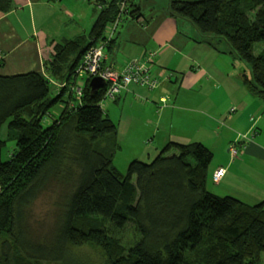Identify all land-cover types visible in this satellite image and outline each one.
Returning <instances> with one entry per match:
<instances>
[{"label":"trees","instance_id":"16d2710c","mask_svg":"<svg viewBox=\"0 0 264 264\" xmlns=\"http://www.w3.org/2000/svg\"><path fill=\"white\" fill-rule=\"evenodd\" d=\"M93 1L99 12L90 30L52 44L44 75L0 76V264H91L85 249L99 264H264V202L213 193V153L205 145L169 142L150 162L132 160L125 175L110 163L112 152L99 148L115 123L102 107L105 85L92 90V75L77 72L85 52L102 44V67L120 71L140 58L158 77L155 51L119 66L107 61L120 22L142 17L143 0ZM11 8V0H0L1 13ZM166 10L228 44L246 67L245 89L264 102V0H166ZM240 143L229 149L239 152ZM49 190L56 194L53 224L41 233L31 210Z\"/></svg>","mask_w":264,"mask_h":264},{"label":"crops","instance_id":"0c3cea01","mask_svg":"<svg viewBox=\"0 0 264 264\" xmlns=\"http://www.w3.org/2000/svg\"><path fill=\"white\" fill-rule=\"evenodd\" d=\"M11 4L9 11L0 12V76L44 75L43 62L51 57L52 44L87 33L96 19L90 27L84 25V15L64 0H11ZM117 32L123 59L108 55V64L119 66L124 59L155 51L153 72L159 85L153 91L131 85L114 100L129 99V114L121 113L119 127L99 143V148L112 152L110 163L126 174L114 159L119 151L116 143L128 129L127 164L150 162L169 142H200L213 153L210 172L218 167L226 170L218 182L210 183L213 193L251 205L264 202V102L245 89L241 75L246 67L229 45L169 16L166 0H143L142 17H124ZM161 98L168 104H160ZM241 137H246L243 143ZM234 141L242 147L232 156L227 149Z\"/></svg>","mask_w":264,"mask_h":264},{"label":"rangeland","instance_id":"374dc122","mask_svg":"<svg viewBox=\"0 0 264 264\" xmlns=\"http://www.w3.org/2000/svg\"><path fill=\"white\" fill-rule=\"evenodd\" d=\"M162 1V0H161ZM64 3L69 4V6H72V9L75 12H81L82 15H84V25L90 27L96 18L99 9L97 6L94 5L93 0L90 2L88 0H64ZM148 14V12L145 13V15ZM125 17V16H124ZM77 21V19H75ZM185 20V19H183ZM187 21V20H186ZM124 41V40H123ZM122 43V38H117V47L116 50H114L113 55H116L118 60L121 61L123 59V53L121 47H119V44ZM262 48V44H257L255 47V53L259 52ZM109 57H112L111 54H108ZM111 58H109L110 60ZM64 98L67 99V96L65 95ZM125 100V101H124ZM64 103H59L54 106L53 109H51V114H54L55 116L61 111L63 108ZM104 112H106L110 119L115 123V127H119V118L121 113H128L129 114V99H120L117 103L114 102L112 99H108L105 101L102 105ZM126 117H124V120ZM49 123V120H43L42 124L46 125ZM122 128H124V122L122 123ZM128 135V136H127ZM240 142L242 140L240 139ZM119 143V144H118ZM116 143V146L119 148L118 153H116V157L114 159V164L119 166L120 169L123 171L127 170L128 164H127V158L129 157V129L127 131L126 136H124L120 142ZM238 145V143H236ZM238 147V146H237ZM229 148V147H228ZM173 152L176 150H172ZM227 153L230 154L229 149H227ZM129 162V161H128ZM55 192L52 191H46L35 203L33 206V209L31 210V216L32 219L30 222L32 224L34 223V227L37 228L41 233H46L50 231L51 226L53 224V214H54V208H53V200L55 199ZM129 230L130 228L126 229V239L129 241ZM85 254H88L90 257L91 264H99L98 263V255L88 249Z\"/></svg>","mask_w":264,"mask_h":264},{"label":"built area","instance_id":"2783aa9c","mask_svg":"<svg viewBox=\"0 0 264 264\" xmlns=\"http://www.w3.org/2000/svg\"><path fill=\"white\" fill-rule=\"evenodd\" d=\"M121 11L124 12V4L121 6ZM118 20V19H117ZM116 20V21H117ZM108 39H110L111 34H107ZM154 54L150 53V61L152 60ZM106 58L104 53V45L99 44L92 46L88 49L84 58L77 69V72H87L92 75V77H100L105 82L104 98L114 99L123 90L129 89V86L136 84L138 86H148L149 88H154L157 85V79L152 78L149 68L146 63L142 62V59L133 58L130 63H126L122 69L115 70L108 66H101V62ZM76 92L81 93V88L77 87ZM162 100H165L162 98ZM241 145V144H240ZM242 146V145H241ZM230 152L232 155H236L238 150L235 145L230 147ZM224 167H218L212 173V181L214 183L218 182L219 179L225 174Z\"/></svg>","mask_w":264,"mask_h":264},{"label":"water","instance_id":"95a60500","mask_svg":"<svg viewBox=\"0 0 264 264\" xmlns=\"http://www.w3.org/2000/svg\"><path fill=\"white\" fill-rule=\"evenodd\" d=\"M104 85H105V82L100 77H92L89 81V86L91 87L92 90L103 87Z\"/></svg>","mask_w":264,"mask_h":264}]
</instances>
